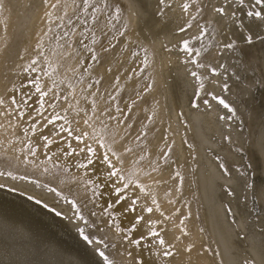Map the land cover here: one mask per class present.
<instances>
[{
  "label": "bare ground",
  "instance_id": "obj_1",
  "mask_svg": "<svg viewBox=\"0 0 264 264\" xmlns=\"http://www.w3.org/2000/svg\"><path fill=\"white\" fill-rule=\"evenodd\" d=\"M84 1L0 0V264H114L101 257L102 241L82 238L83 215L64 200L52 203L58 194L72 200L76 186L77 196L84 192L82 179L90 176L63 155L76 142L61 139L67 136L61 125L86 132L99 152L114 151L125 182L138 186L128 189L138 199L128 211L129 202L116 204L110 186L98 188L95 229L114 241L115 264H264V216L252 203L253 193L264 203V190L250 177L256 172L250 151L264 153V113L254 117L264 78L258 53L233 49L237 43L256 52L264 6L207 0L201 14L195 0H96L105 11L118 2L119 17L109 25L122 31L130 49L124 65L120 57L104 65L98 45L87 52L100 27L82 19ZM203 27L211 33L205 36ZM212 35L219 41L202 45ZM185 41L198 45L194 53ZM37 83L48 92L43 100ZM50 89L62 94L55 108ZM143 91L127 119V98ZM41 103L42 115L36 114ZM253 118H261L257 131L244 136L242 126ZM139 134L147 136L142 149L135 148ZM55 165L69 170L66 179L52 176ZM107 208L117 225L104 217Z\"/></svg>",
  "mask_w": 264,
  "mask_h": 264
},
{
  "label": "rangeland",
  "instance_id": "obj_2",
  "mask_svg": "<svg viewBox=\"0 0 264 264\" xmlns=\"http://www.w3.org/2000/svg\"><path fill=\"white\" fill-rule=\"evenodd\" d=\"M201 1L202 0H195V3H193L194 2L193 1L191 4L196 5L197 6V8H196L197 10L198 9L199 10L201 9L202 10L201 11V14H203L205 12V10L207 9V0H203V2H201ZM116 2L117 1H113L111 3L112 5L109 6V8L110 7L111 8L110 9L108 8L107 11L103 10V6L104 5H102L100 2H97L96 0H85L82 3V6L78 8V11L82 15V19H85V21L88 23V25L92 24L91 26L94 25L97 28H99V27L101 28L102 27L104 29L102 31L99 28V31L97 33H95V35L93 37L94 39H92L88 44L86 43V45L89 46L88 49H87L88 50L87 51L88 53H90L92 50H94V48L97 47L96 45L99 46L98 49L101 50V52L98 55V57H99V60H100V63L101 64H103L105 62L104 65L108 61H110V60L111 61L112 60L115 61V59H117L118 57L121 58L122 65H124L125 64V60L127 59L128 54L130 52V49L125 46L124 35L121 34L122 31L120 29L119 30H113L116 27H114V25H113V27L111 28V26H110L112 24V21L114 19H116L117 17H119V14H120L119 13L120 12L119 11L120 10L119 9L120 7L118 5V2L117 3ZM199 3L200 4L202 3V5H200ZM259 3L264 6V2H261L260 1ZM199 5H200L201 8L199 7ZM83 7H84V9H82ZM91 7H92V11L89 10V8H91ZM91 12H92V14H91ZM101 14H103L104 19H102L103 17L100 16ZM85 15H87V16H85ZM114 23L115 22H113V24ZM209 27H203L202 28L203 31H206L205 36H207L208 34L211 33V30L210 31L207 30ZM108 32L109 33L111 32L110 35L107 34ZM209 40H211V43H214L216 41H219L217 35H212V39L211 38L208 39L205 43L202 42V45H208L209 44ZM86 45H84V46H86ZM188 45H189V51H191L192 53H194V50L193 49L196 46H198V45H194V44H188ZM94 46H96V47H94ZM89 48H90L91 51L89 50ZM253 48H255L256 52L255 51H252L250 49L249 50L250 51V54H249V52H248V45H246V46H242V45L239 46L236 43L233 46V49H237L240 53H242V54H244L246 56H248V55L253 56V53L254 54L258 53L259 59L261 61L259 67H260V71H261V73L263 75V78H264V55H263V53H264V37L261 39L260 43L259 42L254 43ZM229 51H231V50L229 49ZM120 67H121V65H120ZM230 85L232 86V84H230ZM259 93H260V91H259ZM259 93H256V95L254 96V99L259 101V106H257L256 108H254L255 109V111H254L255 112L254 113V117L256 116V114L259 111L261 113H264V111H263L264 110V102L262 101V100H264V98L263 99L262 98L260 99L259 96H258ZM146 94H147V92H144L143 91L142 93L137 94V96H132V97L129 96V98L126 97L128 99V100L126 99L128 101V103L125 100L126 101V103H125V105H126L125 116L127 117V119H128V116H130L129 114H131V112H132L131 110H133V109L136 108V106L138 105V103L140 102V100L142 98H144ZM249 108H250V105H247L244 108L243 112L247 114V110H249ZM243 120L246 121L247 119H243ZM259 120H254V118H253V124H250V119H249L248 120L249 128L247 126H245V124L242 126V130H243L244 136H247V135L248 136H251V133L252 134L253 133L254 134L256 133V131H257L256 125H257V122ZM134 126L135 127L138 126V123L136 121L133 122V124L130 127V130L127 131V132H129V135L131 134L130 131L134 132V128H135ZM147 129L148 128L146 127V130ZM147 131L149 132V130H147ZM145 135H147V134H145ZM146 137L144 136V134H141L140 136H138L136 138V140H135V144H136L135 145V148L136 149H142L143 146H142V143L141 142ZM237 150L238 151H242L239 148H237ZM250 152L252 154V159H255V162H256V172L255 173L253 172V173L250 174L251 180L254 179V182H255L253 184V186H254L255 189L261 190V188H262V190H264V166H263L264 153H263V155L262 154L260 155L259 153L255 152L254 150L253 151H250ZM247 154H248V152H247ZM52 171H53V173H52L53 175L52 176H54L55 179L58 178L59 180H61V179L64 180V179H66L65 177H66L67 172L69 170L67 168H63V167H61L59 165H55V166H53ZM63 177H64V179H63ZM82 180H84L85 183L88 185V187H86L87 189L84 190V192L80 193V194L83 195L82 197H81L80 194L78 196L76 195L78 193L77 191L79 190V187H80V186L79 187L76 186V188H73V191L74 192L76 191V194L75 195H76L77 198L76 197L73 198V196H75V195L71 194L72 195V200H70V199L68 200L67 198L63 199L64 196H60L62 194H58L59 196H57V198H55L56 200L54 199L52 203H54V201L55 202H57V201L60 202V200L61 201L64 200L63 201V204L66 205V206H70L71 208L73 207L74 208V213H75L76 216H79L80 214L83 215V217H84V227H83V232L82 233L87 234L90 237V240H86V241L89 242V243H92V244L94 242L99 243L98 241H102V243H99V244H100L101 249H102V250L100 249V252L103 251L102 253L104 254L103 255L104 258H103V256H101V257L105 261L108 260L109 263L112 262V263L115 264L118 261V259H117L118 258V255H115L116 253L114 252L115 251L114 250V246H113L114 245V241L109 238L108 233H106V232H98L95 229V226L97 225V223H99L97 216L94 214L95 211H96V208H97L96 207L97 206V202H95V201H97V197L99 196V193H98L99 192L98 191L99 189L96 187V184L93 181H91L90 176L85 177V179H82ZM74 189H76V190H74ZM252 203L254 205V213L256 215H262V216H264V203L260 204L259 201H257L256 196H255L254 193H253V197H252ZM88 207H89L90 210H93V211L91 212L89 210L90 211L89 212L87 210ZM94 209H95V211H94ZM105 213H106V216H105ZM103 215H104L105 218H111L112 220L110 219V221H111L112 224L114 223L113 225H117V223H118V217L117 216H114L113 213L108 208L104 211ZM107 215H110V216L107 217ZM111 215H113V216H111ZM78 218H81V216L78 217ZM113 220H114V222H113ZM126 232L127 231L125 230L124 233H126ZM117 234H120V233L117 232ZM107 235H108V237H107ZM82 238H83V236H82ZM102 239H104V240H102ZM107 255H108V257H107Z\"/></svg>",
  "mask_w": 264,
  "mask_h": 264
},
{
  "label": "snow or ice",
  "instance_id": "obj_3",
  "mask_svg": "<svg viewBox=\"0 0 264 264\" xmlns=\"http://www.w3.org/2000/svg\"><path fill=\"white\" fill-rule=\"evenodd\" d=\"M256 2L259 3L260 0H256ZM161 3H163V0H161ZM184 8L186 11L187 6L185 5ZM217 11H222V9H217ZM249 15H251V13H249ZM257 16H259V13H257ZM184 30L185 29L183 27L180 29V31H184ZM184 47L186 51L189 50V45L187 41L184 42ZM226 47H230V45H227ZM32 63L35 64L36 61L33 60ZM213 74H215L214 69H213ZM192 75H196V74L192 73ZM33 82H35V80ZM35 90L36 92L40 93V100H43L45 97L48 96V92L42 91L39 83H37ZM49 91L53 92V100L48 102L49 107L55 108L56 107L55 101L57 99H60L62 94L56 92L54 89H50ZM64 99H67V97H64ZM213 99L216 98L213 97ZM12 103L15 104L16 101H12ZM205 103H208V101L206 100ZM218 103L223 105V107L226 109L229 108L228 104H226L223 100H219ZM24 104L27 105L28 100H25ZM43 107L44 105L43 103H41L40 108L33 109V111L36 114L42 115L41 109H43ZM229 111H231V109H229ZM28 115L29 118H32L31 113H29ZM21 118H23V116ZM46 119H47V125H52L59 119V114L57 113L55 116ZM83 122L85 125L91 127L88 119H85ZM33 127H35V124L33 125ZM60 131L67 133L66 137H61V139L65 140V142H67L68 138H72L76 142L75 145L69 144L67 150L63 152V155L67 158H70L73 161L74 166L76 168H83L84 170L88 171L90 177L91 176L99 177V180L94 181L97 188L110 186L112 189L110 195L116 196V200H115L116 204H119L121 201L127 200L129 202V205L128 207L125 208V211L134 209L135 206L137 205L138 199L135 193H129L128 189L136 188L138 186L133 184L131 181L125 182V178L121 174L123 170L121 168H117L116 164L113 162L112 157L116 155L115 152L112 151L111 155H109V151L111 150L99 152L96 149H94L92 145L87 142L89 137L86 132L79 131L77 129L69 130L68 128H65L63 125L60 126ZM43 139L47 141L48 137H43ZM49 143H51V141H49ZM96 143L99 145L100 149H103L105 147V145L103 143H100L99 140H97ZM48 146H49L48 143L44 145V147H48ZM117 159L119 158L117 157ZM101 168L104 169L103 172L100 171ZM142 191L143 189H141V192ZM147 211L151 212L152 209L149 208L147 209ZM57 215H60V213L58 212ZM139 222H140L139 219H137L136 223L138 224ZM82 236L85 240H90V237L87 234L82 233ZM159 243L163 244L164 241H160ZM100 255L103 256L104 254L100 253Z\"/></svg>",
  "mask_w": 264,
  "mask_h": 264
}]
</instances>
